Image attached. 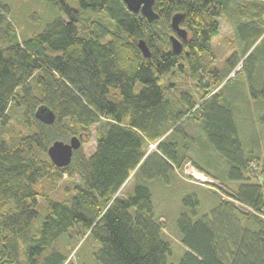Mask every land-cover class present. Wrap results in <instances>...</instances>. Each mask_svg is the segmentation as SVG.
<instances>
[{
  "label": "trees",
  "instance_id": "trees-1",
  "mask_svg": "<svg viewBox=\"0 0 264 264\" xmlns=\"http://www.w3.org/2000/svg\"><path fill=\"white\" fill-rule=\"evenodd\" d=\"M43 1L58 6L61 16L43 32L20 41L7 21L8 7L0 0V126L9 125V110L15 104L24 109L26 123L33 130L17 146L0 144V264H76L56 245L77 227L78 235L86 233L87 239L97 242L93 256L98 264H170L172 247L164 237V224L155 218L152 194L145 183L157 178L168 182L184 162L186 147L176 133L186 139L180 126L186 111L166 98L160 82L168 73L182 70L184 61L195 78L201 70L208 73L207 83L199 78V87L208 94L219 85L223 90L229 77L207 70L202 60L219 35V19L229 0H155L160 17L153 23L142 13L131 12L123 0ZM86 13L101 14L109 23L83 24ZM178 13L183 15L181 27L188 31L179 56L173 53L167 34L158 30L162 27L173 33L171 20ZM255 24L259 27L260 22ZM240 36L248 43L241 32ZM140 40L149 47L150 58L143 56ZM249 57L243 66L250 95L264 101V80L257 76L259 63L249 68ZM240 61L230 59L227 73ZM220 91L197 112L203 133L230 163L229 179L242 183L250 160L234 112L222 102ZM181 98L185 107V103L195 107L189 95ZM42 106L54 112L53 124L36 118ZM103 119L109 121L90 157L81 147L68 167L53 165L48 149L55 141L82 135L84 144L91 128ZM171 124L174 135L158 142L156 151L145 158L149 142L161 140L172 130ZM196 168L208 175L197 164ZM65 175L79 177L73 194L67 189L66 200L55 201L39 191L44 180ZM135 175L141 181L134 193L122 195ZM228 195L231 200H221L203 218L197 217L196 197L183 200L192 216L182 213L177 221L186 248L178 264H264L263 186L243 184ZM40 198L45 201L42 211Z\"/></svg>",
  "mask_w": 264,
  "mask_h": 264
},
{
  "label": "rangeland",
  "instance_id": "rangeland-1",
  "mask_svg": "<svg viewBox=\"0 0 264 264\" xmlns=\"http://www.w3.org/2000/svg\"><path fill=\"white\" fill-rule=\"evenodd\" d=\"M2 3L8 7L7 21H10L17 30L20 41L43 32L61 16L58 6L43 0H2ZM232 6L237 19L244 17L249 20L253 18L257 21L260 12L264 15V0H234ZM256 8L258 9L257 12L255 11ZM243 12L245 16L242 15ZM4 13L6 12L4 11ZM84 16L83 24L86 25L94 20L109 23L105 16L98 13H86ZM223 23L222 35L212 40L211 51L204 53L202 60L207 70H219L224 74L226 73L227 78L229 77L230 81L225 84L223 90L220 91L222 86L219 85L208 94L199 87V80H201L199 78H203L202 84L209 81L208 73L201 70L197 79L190 72L189 63L184 61H181L182 70L176 69L168 73L160 82L166 98L178 108L186 111V117L180 123L181 128L186 133V139L184 140L182 133H176L183 142L182 145L186 147L184 162L181 167L175 168L174 173L169 175L168 182L164 178H157L145 183L152 194L155 218L164 224V237L172 247L173 253L169 257L170 264L180 263L186 252L177 225L178 218L182 213L192 216L191 209L186 208L183 204L185 198L194 196L198 199L197 217L203 218L209 216L213 210L219 207L221 200H231L228 193L237 192L241 185L259 184L263 186L264 183V122L262 120L264 118V101L252 99L247 72L244 71L243 66L244 61L250 56L246 65L251 68L253 63L257 61L260 66L257 76L259 74L258 78L264 80V26L262 32L261 22L258 30L246 36L248 43H245L238 34L240 31H237L234 26L231 10L225 12ZM158 30L161 35L167 34L169 41L170 36L174 34V32L172 33L162 27H159ZM247 50L248 53L245 56ZM234 57L241 58L242 61L233 72L227 73L228 61ZM235 76L236 78H234ZM255 86L261 87L259 84ZM141 87L139 85L136 92ZM219 91L222 92L220 95L222 102L230 106L234 112L239 136L250 160L249 172L245 174V182L242 183L229 179L230 163L217 152L203 133L201 115L197 112V108L201 104ZM182 95H189L195 107L190 108L185 102L186 107L181 104ZM9 117V125L7 127L0 126V144L6 143L7 146L14 147L20 144L24 137L31 135L33 130L27 125L24 109L21 107L12 104ZM194 117L196 120L193 119ZM108 121L103 119L100 124L91 128V136L82 144L83 152L87 157L95 152L97 139L105 131ZM173 126L174 124H171L170 128ZM172 132L173 128L161 140L155 143L149 142L145 158L156 151L158 142L171 138L174 135ZM196 164L202 167L209 176L199 171ZM78 181V176L71 178L65 175L55 181L44 180L38 189L42 194H47L49 198L55 201H64L67 198V189L73 194L74 183ZM140 181V176L131 177L123 187L121 194L126 196L133 194L135 186ZM39 203L40 211H42L45 201L40 198ZM238 205L242 207V210L250 211L243 205ZM37 223L41 225V222L36 221L35 224ZM78 231L79 227L71 230L65 238L59 241L56 249L70 254L69 259L76 264H98L93 256L98 245L97 242L93 239H87L86 233L78 235Z\"/></svg>",
  "mask_w": 264,
  "mask_h": 264
},
{
  "label": "water",
  "instance_id": "water-1",
  "mask_svg": "<svg viewBox=\"0 0 264 264\" xmlns=\"http://www.w3.org/2000/svg\"><path fill=\"white\" fill-rule=\"evenodd\" d=\"M129 10L135 14L142 13L149 23H153L159 19V14L154 9L155 0H123ZM183 19L182 14H176L171 20V27L174 34L170 36L171 48L175 55L179 56L183 53L184 42L188 40V31L181 27ZM138 47L142 51L145 58L151 57V51L144 40H140ZM36 118L45 124H53L55 121L54 112L47 106H42L36 112ZM82 135L72 137L69 142L55 141L48 149V155L57 168L68 167L74 157V153L82 147ZM264 190V183H263Z\"/></svg>",
  "mask_w": 264,
  "mask_h": 264
},
{
  "label": "crops",
  "instance_id": "crops-1",
  "mask_svg": "<svg viewBox=\"0 0 264 264\" xmlns=\"http://www.w3.org/2000/svg\"><path fill=\"white\" fill-rule=\"evenodd\" d=\"M232 4H234V0H229L226 4V7L223 8V11L221 12V17L219 19V21H220V32H219L218 36L222 35V31L224 29L223 21L225 19V12L227 13L228 10H231V17L233 19L234 26H235L237 31L241 32V34L247 36L251 33V31L255 30V28H258V27H256V24H255L256 22H260V23L262 22V29H263L264 15L261 12L259 13L260 16L257 17V21H256V19H253V18L251 20H249V19H245L244 17H240V19H237V17L235 18V12H234ZM228 15H230V14L228 13ZM242 15L245 16V13L243 12ZM254 18H256V17H254ZM245 20H248V21H245ZM240 32L238 34H240Z\"/></svg>",
  "mask_w": 264,
  "mask_h": 264
},
{
  "label": "flooded vegetation",
  "instance_id": "flooded-vegetation-1",
  "mask_svg": "<svg viewBox=\"0 0 264 264\" xmlns=\"http://www.w3.org/2000/svg\"><path fill=\"white\" fill-rule=\"evenodd\" d=\"M186 43V42H185ZM185 45V44H184Z\"/></svg>",
  "mask_w": 264,
  "mask_h": 264
},
{
  "label": "bare ground",
  "instance_id": "bare-ground-1",
  "mask_svg": "<svg viewBox=\"0 0 264 264\" xmlns=\"http://www.w3.org/2000/svg\"><path fill=\"white\" fill-rule=\"evenodd\" d=\"M212 182V181H211Z\"/></svg>",
  "mask_w": 264,
  "mask_h": 264
}]
</instances>
